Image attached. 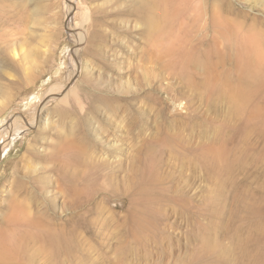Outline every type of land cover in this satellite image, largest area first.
I'll return each mask as SVG.
<instances>
[{"label":"rangeland","instance_id":"374dc122","mask_svg":"<svg viewBox=\"0 0 264 264\" xmlns=\"http://www.w3.org/2000/svg\"><path fill=\"white\" fill-rule=\"evenodd\" d=\"M149 1L41 0L28 29L0 26L20 53L0 79V264H264V66L228 96L240 44L264 62V0ZM82 124L84 162L58 170Z\"/></svg>","mask_w":264,"mask_h":264},{"label":"bare ground","instance_id":"6f19581e","mask_svg":"<svg viewBox=\"0 0 264 264\" xmlns=\"http://www.w3.org/2000/svg\"><path fill=\"white\" fill-rule=\"evenodd\" d=\"M40 1L41 0H0V26L3 27V29H5V27L8 26L10 23H14L15 21H20L23 27L28 29V27H30V25L32 26L38 19L37 10L35 11L30 10V7L34 6L36 7V9H38L39 8L38 4ZM163 1L166 2V0H163ZM11 3L16 4V5H22L24 8L23 15L19 16L17 13L12 12L10 10ZM151 3H154V2L151 0L146 4V6L149 8L150 13L156 15V11H151L153 9V6ZM74 8H75L74 5L70 6L69 13L73 11ZM166 16H167L166 11H162L159 14V18L161 21H164ZM147 18H148V26L151 29V31L155 33H159V34H165V30L161 25L163 22H161L159 19H154V18H157V16L154 17L148 14ZM81 28L83 27L78 26L77 28L70 29L71 34L75 38H77L76 42L78 41L79 43L83 41L82 39H80L79 36H77L78 35L77 33L80 32ZM76 30H78V32ZM14 35L16 34L11 33V36H14ZM28 38H31V36L29 37L28 35L20 41L22 42L20 43V49H22L24 45L28 44ZM256 38L257 36L253 38L252 40H249L251 42L247 43V47L244 44H240L241 46H239L238 51H237L236 69L240 73V79L238 80L239 81L238 84L233 85L234 88L230 91V95H228L229 98L233 100V103L236 105L235 106L236 109H238V106L241 102L245 100L246 101L249 100L251 87L254 88L255 86L254 81L259 80L258 74L260 72V69L264 66V62L258 60L259 58H261V54L259 51V47L257 46V44L259 43ZM89 42L90 44H92L94 40L92 38H89ZM21 51L27 52V51H24L23 49ZM19 55L20 53L17 51V45L15 41L11 40V41L6 42L4 46H0V79L2 78V74L5 71V69L13 68L14 65L12 63V60L13 61L17 60L19 58ZM74 55L75 54L72 53V57H74ZM204 66L211 69L207 63L204 64ZM73 94L76 95L75 92ZM69 97L70 96H67L63 100V103H67V101L69 100ZM63 107L64 106L61 107V110L59 109L60 111L58 110L62 116L63 114L67 113L66 108H63ZM16 119H18V117L11 120L12 121L11 124L9 123L12 129L15 128L16 126ZM82 125L83 127H81V125L76 126V128H78L79 137L78 136L74 137V134H71L69 137L67 136L60 137L59 145L61 146L62 149H64L63 153L65 155L66 164L63 167L59 168L58 170L66 171V166H68L69 168H72V167H76L77 165H79V163L82 164L84 162V160L82 159H84V155L87 153V150L84 148L86 141H87V137L85 136L86 131L84 129V124ZM16 129H19V128H16ZM98 175L100 176V174ZM6 246L7 244L5 242L1 243L0 254H4L3 251H4V248H7Z\"/></svg>","mask_w":264,"mask_h":264}]
</instances>
